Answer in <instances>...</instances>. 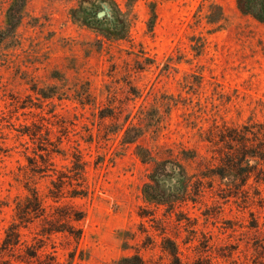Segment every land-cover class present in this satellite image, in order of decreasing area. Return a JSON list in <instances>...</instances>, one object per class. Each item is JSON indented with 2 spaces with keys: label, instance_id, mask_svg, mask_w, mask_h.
<instances>
[{
  "label": "rangeland",
  "instance_id": "1",
  "mask_svg": "<svg viewBox=\"0 0 264 264\" xmlns=\"http://www.w3.org/2000/svg\"><path fill=\"white\" fill-rule=\"evenodd\" d=\"M23 1L0 42V264H172L166 239L178 264H264V211L212 172L230 129L264 120V23L239 0ZM13 2L0 0V32ZM73 157L84 196L74 180L51 184ZM165 161L186 189L159 203L144 189ZM33 190L42 210L2 251Z\"/></svg>",
  "mask_w": 264,
  "mask_h": 264
},
{
  "label": "trees",
  "instance_id": "2",
  "mask_svg": "<svg viewBox=\"0 0 264 264\" xmlns=\"http://www.w3.org/2000/svg\"><path fill=\"white\" fill-rule=\"evenodd\" d=\"M23 2V0H14L12 7L8 10V28L0 32V42L13 32L19 22V14L23 7ZM239 5L242 11L250 13L257 20L264 23V0H239ZM140 135V131H135L133 127H127L122 139L125 143L134 144ZM227 140L230 141V150L223 154L222 165L213 169V174L221 178L230 177V194L234 199H241L243 203L251 202L264 211V120L231 128ZM137 151L138 154L143 156V151H140L139 147H137ZM56 152L61 153L58 149ZM73 158L69 170L72 175L58 176V180L51 181V184L57 191H60L59 187L63 183V178L71 179V181L74 180L78 184V189H74L71 196H84L86 193L83 187L85 182V164L80 158ZM176 174L178 175L176 182L170 191L166 192V188L163 190L162 188L166 183L165 180H171ZM149 178L151 183L145 186L144 191L148 195V198L153 201L159 203L167 202L171 198H178L185 194L186 178L180 165L172 164L169 161L159 163L154 166ZM55 193L56 191L50 189V196L52 198H57ZM41 210V198L35 190L31 191L30 196H25L24 199L16 201L14 220L16 219L18 222L14 221L5 229L1 246L2 251H8L20 243L19 228L28 222L31 215H37ZM76 216L75 220L82 218V216ZM250 217L249 227L259 229V221L253 212H250ZM61 230L71 233L70 229L64 228ZM259 246L264 250V243ZM162 247L173 257L174 261H172V264H178L176 262L179 259L178 249L174 241L166 239ZM30 256L34 257V255ZM124 260L128 261L129 259L126 258ZM137 261L139 263L136 264H145L140 257H137Z\"/></svg>",
  "mask_w": 264,
  "mask_h": 264
},
{
  "label": "flooded vegetation",
  "instance_id": "3",
  "mask_svg": "<svg viewBox=\"0 0 264 264\" xmlns=\"http://www.w3.org/2000/svg\"><path fill=\"white\" fill-rule=\"evenodd\" d=\"M100 12H103V14H102V15H99ZM100 12H98V13L96 14V17L98 18L97 21H101L102 19H104V17L107 16V12H106V10H102V11H100Z\"/></svg>",
  "mask_w": 264,
  "mask_h": 264
},
{
  "label": "water",
  "instance_id": "4",
  "mask_svg": "<svg viewBox=\"0 0 264 264\" xmlns=\"http://www.w3.org/2000/svg\"><path fill=\"white\" fill-rule=\"evenodd\" d=\"M102 14H103V12H100V13H99V15H102Z\"/></svg>",
  "mask_w": 264,
  "mask_h": 264
}]
</instances>
